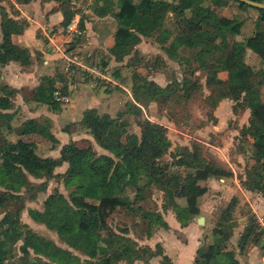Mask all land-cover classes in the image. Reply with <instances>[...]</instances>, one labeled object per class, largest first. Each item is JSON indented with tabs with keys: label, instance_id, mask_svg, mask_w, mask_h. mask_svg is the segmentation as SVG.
Masks as SVG:
<instances>
[{
	"label": "crops",
	"instance_id": "obj_1",
	"mask_svg": "<svg viewBox=\"0 0 264 264\" xmlns=\"http://www.w3.org/2000/svg\"><path fill=\"white\" fill-rule=\"evenodd\" d=\"M227 3L219 7L227 10ZM65 9L73 11L72 17L79 18L81 32L73 34L71 37H67L68 34L64 32L66 25L62 24ZM240 9L236 19L242 21V26L240 33L235 35V39L243 40L245 36L255 32L258 13L253 12L254 9L251 7L248 12H245L246 10L242 8ZM1 10H5L14 20L24 23L20 31L10 34V40L26 51L27 60L24 62L20 59H14L12 53L0 56V146L5 141L16 142L22 140L31 143L36 154L43 158H59L61 147L71 141L75 142L78 147L91 146L97 154L111 155L108 149L97 142L90 128L83 122L85 111L95 109L99 115L108 114L110 117L118 118L122 115L119 119L127 116V114H134L127 109L126 104L131 101L141 108L139 105L140 100L134 98V91L132 90L131 93L127 84L123 81H125L124 77L131 68L139 74L145 67L137 61L132 62V65H130L128 62L130 57L160 55L163 59L162 63L160 62L162 65L159 69H152L151 66L153 65L149 66L150 74H148L149 78H146L153 80L160 86H165L168 82L165 77L168 71L180 66L181 61L178 59L184 56L185 50H192L185 45H179L175 51H167L171 40L176 34L174 28L163 25L171 32L162 41L160 38L163 36L159 29H154L149 34L144 35L136 29L128 27L129 19L122 12L117 0H112L111 4L106 3L104 0H98L88 6L83 4V0H0V22L2 18ZM216 12L230 17L220 12L219 9H216ZM172 15L173 17H171ZM136 16L143 21L150 19L149 15L143 14L139 10L136 11ZM168 17H170L171 22H174L175 17L172 11L167 12L164 22ZM80 22L83 23V27ZM127 29L128 35L125 33ZM78 34L82 36V40L76 42ZM2 41L3 33L0 27V46ZM69 42L71 44L66 46ZM121 45H125L126 48L123 53L116 48ZM63 51L73 58H80L83 63L93 69V72L72 65L65 68L66 62ZM245 54L256 55L250 49H246ZM215 63L218 65L217 77L227 80L229 67L226 64V58H217ZM198 65L203 68L199 63ZM96 71L102 72V77L97 76ZM205 80H207V73ZM55 87H60L63 92L70 95L69 103L57 101L55 104L52 102L53 96L49 101L45 99L47 92L49 93V88H52L53 91ZM156 98L154 97L153 100H157ZM236 100L239 99L230 96H214L211 100L215 102L213 116L209 118L207 114H201L202 120L198 118L199 122L194 124L193 128H190V124L189 126L182 125L181 132L190 139L196 138L198 141L216 147L224 155V151L228 152V148L223 146L226 139L222 136V144L216 141L218 135L221 137L220 133L223 132L224 134L229 132L239 134V131L235 132L237 131L235 128L230 130L228 127L231 118L235 120L238 117L235 115V106L232 103ZM154 105H156L155 101L148 106L149 111L153 109ZM222 106L223 109L228 106L227 115L221 113L220 108ZM249 109L246 111L250 116ZM143 111L145 112L144 107ZM135 113L138 114L139 111ZM27 119L35 120L49 131L54 139L38 131L20 132V125ZM245 123L247 126L249 121ZM246 126L240 124L239 127ZM134 133L137 137L140 136L137 130H134ZM211 136L216 139L203 141V137ZM180 141L186 143L184 139ZM227 162L228 167L231 168V174L228 176L233 181L226 179V176H220L216 179L213 175H208L204 179L207 189L198 197V208L204 214L206 210L210 209V204L214 200L212 198L214 195L212 192L213 184L221 187L226 180L231 181V183L233 182L232 189L234 191L235 183L239 184L236 175L238 166L229 161ZM1 163L2 159L0 157ZM67 167L68 161L62 160L54 166L53 175L47 178L45 176H34L24 170L28 180L36 185L46 180V186L44 188H34L30 193L31 196L25 192L24 187H21L19 191H13L15 194H21L24 197V205L27 208L22 209L19 218L23 223L31 226L33 222L28 213L29 205L27 201H34L36 204L35 209H43V201L52 190L57 189L58 192L67 197L68 195L64 194L67 188L72 190L78 184L88 181L86 174H77L70 177L66 182L63 173ZM217 180L222 183L219 184ZM143 181H145L144 177L140 179V183H143ZM2 190L4 188L0 186V191ZM181 210L182 213L180 214L179 211ZM157 211L160 212L162 219L168 226L164 227L156 224L152 227L150 233L134 237L138 245L148 246L155 250L159 249L155 252L160 253L156 260L152 259L154 257L153 252L152 257L145 261L150 264H160L161 255L164 253L170 257L174 264H198L195 262L196 249L203 244L202 238L205 229L198 225L197 217L192 216L190 218L186 216L184 219L181 216L184 212L182 204L165 206L164 208L159 207ZM4 212V207L0 206V218ZM130 232L131 237L136 236L132 231ZM235 237L236 234L231 237L226 249L216 255L217 263L262 264L259 262L257 250L254 247L251 246L247 250L239 252L238 245L233 242ZM213 240H216L215 236ZM123 261L128 262L127 260Z\"/></svg>",
	"mask_w": 264,
	"mask_h": 264
},
{
	"label": "trees",
	"instance_id": "obj_2",
	"mask_svg": "<svg viewBox=\"0 0 264 264\" xmlns=\"http://www.w3.org/2000/svg\"><path fill=\"white\" fill-rule=\"evenodd\" d=\"M106 3H112V0H104ZM228 0H117V4L122 8V12L129 19L130 28L147 35L154 29H159L160 38L168 37L170 30L164 28V19L168 11L174 13L175 36L171 40L168 52L175 51L179 45H185L192 49V59L206 69V85L215 89V96H230L234 99H242V103L250 108V119L248 125L244 128L245 133L251 134L254 140L256 165L253 173L258 171L259 178H264V115L259 110L261 98L254 91L253 75L254 70L245 62L244 55L246 49L254 51L264 63V31L259 28V23H264V9L250 6L238 0V6L242 9L254 8L258 11L255 23V32L245 36L243 40L232 38V35H238L242 26V21L236 18H230L219 15L209 3L214 5H224ZM264 1V0H258ZM209 2V3H208ZM208 3V4H207ZM139 10L143 14L150 16L149 20L143 21L136 16ZM2 18L0 22L3 33V41L0 46V56L12 53L14 59H20L26 62V51L10 40L12 32L20 31L24 23L14 20L8 13L1 10ZM73 15V11L64 10L62 24L66 25ZM83 27V23L80 22ZM128 35V29H127ZM244 36V34H243ZM231 38V40L229 39ZM119 52L123 53L125 45L117 46ZM172 54V53H171ZM214 56V62L217 58H226L229 67L227 80L217 77L218 65L211 63V57ZM141 78L139 83L143 94L147 99H152L164 94L171 85L160 86L153 80L141 77L135 74V77ZM137 80V79H136ZM186 81L183 78V82ZM185 83V82H184ZM193 85L194 82H191ZM223 90H220L219 88ZM47 92V101L52 99V88ZM133 96L136 100H142L139 94L133 89ZM53 103H57L52 99ZM215 102L212 101V104ZM130 108L139 107L134 103H127ZM133 110V109H131ZM137 112V111H136ZM257 119H261L262 125L256 126ZM83 122L90 128L94 137L104 148L108 149L111 155L97 154L91 146L78 147L71 141L61 147L59 158H43L36 154L31 143L18 140L16 142L5 141L0 146V186L4 190L0 191V206L4 207L5 212L0 218V250L7 248L10 250L9 242L13 237V232L19 233L18 208L16 210L9 207L12 200L24 202L21 194H15L13 191H19L24 187L25 192L30 195L34 188H44L46 180L36 185L27 179V171L34 176L50 177L53 175V168L62 160L68 161V167L63 173L65 181L77 174H86L88 181L78 184L70 191L68 197L58 191L50 193L43 201L42 215H47L46 224L53 228L69 246L80 250L89 257L103 256L106 263L113 264L118 260H133L141 257L136 247V241L125 235V230L118 233L109 228L106 221L110 212L118 206H130L129 201L122 197L128 186L142 187L144 183L153 181L161 182V178L156 175V158L161 156L170 146V140L166 135L155 137L152 131L154 125L146 123L148 131H141L139 137L133 135L136 139L130 145L124 144L120 140L124 129H119L118 117H110L108 114L99 115L95 109H88L84 113ZM143 127V126H142ZM114 128H118L115 134H112ZM143 129V128H142ZM20 132L38 131L50 138L53 135L39 125L33 119H27L19 127ZM54 139V138H53ZM138 152V153H137ZM146 155L147 160L144 164L140 162L141 156ZM117 159V160H116ZM179 163L183 164V161ZM209 165V166H208ZM208 170L203 168L197 171V177L205 179L208 175L221 176L229 175V172L218 169L213 164H206ZM150 167V169H146ZM214 167V168H213ZM165 168V167H164ZM262 170V172H261ZM163 175L170 179H179L173 174L169 176L166 171ZM144 177L145 181L140 183ZM185 179L186 185L177 192L169 190V196L173 200L172 205H177L175 196L185 197V204L189 214H197L198 201L197 196L201 195L205 189L195 186V179ZM180 180V179H179ZM181 181V180H180ZM197 181V179H196ZM259 182V180H258ZM195 190V191H194ZM21 202V203H22ZM19 207V206H18ZM57 213L53 220H49V214ZM33 213V212H32ZM148 218V223L159 224L167 227V223L162 219L160 212H144ZM34 215V214H33ZM35 216V215H34ZM150 221V222H149ZM216 228V227H215ZM152 229V226L151 228ZM107 230V231H105ZM106 232V233H104ZM216 234V241L200 245L196 249L195 262L218 264L216 255L224 251L227 247L228 232L221 228L213 230ZM30 234L26 236L21 244L23 253L21 260L12 264H64L62 262H42L38 256L30 259V249L34 253L52 254L56 252L55 243L45 238L35 239ZM245 236L238 241L240 250L244 246ZM111 248V251H110ZM137 249V248H136ZM109 250V251H108ZM153 253V252H152ZM9 252L6 253V256ZM6 256H0V264H3ZM160 264H174L170 257L164 253L161 255Z\"/></svg>",
	"mask_w": 264,
	"mask_h": 264
},
{
	"label": "rangeland",
	"instance_id": "obj_3",
	"mask_svg": "<svg viewBox=\"0 0 264 264\" xmlns=\"http://www.w3.org/2000/svg\"><path fill=\"white\" fill-rule=\"evenodd\" d=\"M209 4L214 10L219 9L220 12H223L232 18H236L239 15V10H241L237 6V3L232 0H228L226 6L227 10L223 9V7H219L218 5H214L212 3ZM249 8L244 9L246 10L245 12H248L250 10ZM254 10L252 11L258 13L256 9ZM171 17H173V15ZM169 18L170 17L166 18L164 26L174 28V22H171ZM259 28L264 31L263 22L259 23ZM232 38H235V36L232 35ZM229 39L231 40V38ZM76 40V42L81 41L82 36L78 34ZM68 44H71V42L67 43L66 46ZM183 55V57L178 59L181 61L179 63L180 66H177L178 68L176 69H172V71H168L166 74L165 77L166 80H168L166 85L169 84L171 86L167 88L164 94L157 96V100H153V98L149 100L143 94L142 88L139 85L142 80L138 76L135 77V74L138 72L131 68L124 77L125 81L123 82L127 84L131 93L133 89L138 94L140 92L142 100H140L139 105L141 108L139 109V113L136 114L135 112L138 111L137 108H130L127 105V109L134 114H127V116L119 119L122 116L121 115L118 118L119 129L114 128L115 130L112 131V134H115L117 129H124V132L120 136V140L124 144L130 145L136 139L133 136L136 135L134 130H137L140 134L141 131H148L149 129L146 123L149 122L154 125L152 130L154 132V136L161 137L162 135H166L170 140V146L161 156L155 160L156 169H154V172L161 178V182H146L142 184V187L139 188L128 186L126 188L125 194H123L122 197L125 201L130 202V206H118L114 211L110 212L106 218V221L109 225V228L118 233H121V231L125 230V235L131 237L129 233L132 231L136 235L131 237L132 239L139 235L150 233L151 226L154 227L156 224L151 223L150 225L148 223V218L144 216V212H154L157 211L159 207L164 208L165 206H171L173 200L168 194L169 190L171 189V192L175 193L186 185V183L181 185V181L179 179H170L167 177L168 175L164 176L163 171H166V168H164V163H168V167L170 169L179 170L182 174L181 180L185 181L184 178L188 180L194 178L195 186H197V188L202 187L207 189L203 178H195L197 176V171L202 170L203 168L208 170L206 166L208 163L215 165L218 169L229 172L230 175L231 168H229L227 165V161H229L233 165L238 166L236 169V175L239 184L234 182L236 185L235 191L232 189L233 182L231 183V181L228 182L226 180V182L223 183L224 185L221 187H217L216 184H213L212 192L214 195L212 198L214 200L210 204V209L206 210V213L204 214L201 212L200 208H198V213L193 214V216H204V221L198 222V225L205 229V233L202 238L204 245L215 242L216 240L214 241L213 238L215 236V239H217V236L214 234L213 230L216 228H221L224 232H228L227 243H230L231 237L236 234L233 242H236L238 245V241L245 236L244 246L241 250H239V252L247 250L252 246L255 248V250H257L259 262L264 264V178L261 179L258 177V171L253 173L254 167L256 165L254 138L251 136V134L244 132L245 127H239L240 124L246 126L245 122L249 121L250 116L248 115V111H246L249 108H247L245 104L242 103V99L232 102L233 106H235V115L238 117L235 118V120L231 118L229 121L230 126L228 124V127L230 130L235 128L237 130L235 132L239 131V134L237 135L233 132L224 134L223 132L220 133L221 137L218 135L216 141L217 143L221 142L222 144V136L226 139V143L223 144V146L228 148V152L224 151V155L220 153L219 149L210 144L198 141L196 138L190 139V137H186L181 132L182 125L186 124L189 126L190 124V128H193V125L199 122L198 118L201 119V114H207L209 118L210 116H213L212 112L214 109V104H212L211 100L215 96L217 87L212 90L210 86L206 85V69L200 68L198 61L195 59L192 60L193 53L191 50H185ZM210 59L211 63L216 65L214 62L215 57L212 56ZM244 60L254 70L253 89L261 98L259 110L264 115V63L257 54H245ZM135 61L141 63V65L145 67L143 70H141V72H139V75L141 77L145 76L149 78V66L153 65L151 66L152 69H159L162 65L161 61H163V59L160 55H145L144 57H130L128 60L130 65H132V62ZM183 78L186 79V81H184L185 83L183 82ZM191 82H194V84L192 85ZM219 89L223 90L221 87ZM154 101L156 102V105H154L153 109L149 111L148 106L151 103H154ZM141 105L144 107L145 112L143 111V107ZM223 108V106L220 108L221 113L227 115L228 106L226 109ZM232 110L234 109L232 108ZM256 124H259L256 126H261V119H257ZM183 139L186 142L185 144L181 143L180 141ZM212 139L216 138L212 136L203 137V141H211ZM146 160V155L141 156L140 162H142V164H144ZM180 161H183L184 163L181 164L179 163ZM146 169L149 170L150 167H147ZM170 175L173 176V174H169V176ZM221 176H226V179L232 180L228 175ZM215 177L218 179L220 176L216 175ZM217 182L219 184L222 183L219 180H217ZM72 190L67 188L66 193L64 194L69 195L70 191ZM54 191L56 192L58 190H52V192ZM199 196H197V201L199 200ZM174 200L178 202L177 205L182 204L184 206V212L181 216L184 219L186 216L192 218V215L189 214L188 208L185 207V197L175 196ZM21 202V200H12L9 203V207L11 209L16 210L18 208L19 218L22 209L27 208L24 205L25 202ZM27 202L29 205L28 213L33 219V222L31 226H29L19 219L21 222V225H19L21 232L19 235L18 233L13 232L12 240L9 242L10 250L7 248L0 250L1 257L6 256V253L9 252V255L4 258L3 264H12L13 262H18L21 260L22 257L20 256L23 255L21 251V244L26 236V233L30 234L29 236L37 240L42 237L45 238V240H51L57 247L56 252L49 255L34 253L30 249V259L36 258V256H38L39 260L47 263L62 262L64 264H108L102 255L92 258L82 253L80 250L69 246L61 237H59L58 233L53 228H50L46 224L45 221L47 219V215H42L41 212L43 209H35L36 204L34 201L30 200ZM32 206H34V208H32ZM179 212L181 214L182 210ZM56 214L57 213L54 212L49 214V220H53L56 217ZM0 237H3L1 233ZM262 240L263 243L261 244ZM134 249L138 251L139 254H141V257L134 258L135 261H133L134 259L131 260L130 258L127 260L128 262L123 261L124 259H122V261L119 260L113 264H144L143 262L146 259L152 257V252H154V257L152 258L153 260H156L160 254L155 253L159 249H151L148 246L138 245V243ZM147 262L148 261H145V264L149 263Z\"/></svg>",
	"mask_w": 264,
	"mask_h": 264
},
{
	"label": "built area",
	"instance_id": "obj_4",
	"mask_svg": "<svg viewBox=\"0 0 264 264\" xmlns=\"http://www.w3.org/2000/svg\"><path fill=\"white\" fill-rule=\"evenodd\" d=\"M97 1L98 0H83V4L88 6ZM78 19H79L78 17H71L68 23L66 24L64 28V32L65 34L66 33L68 34L67 37H71V35L81 32ZM63 55H64L65 62H66L65 68H68L69 66L72 65V66L83 68V69L89 70L90 72H93V69L89 68L85 63H83V61L80 58H73L67 53H65L64 51H63ZM95 74L97 76L102 77V72L100 71H96ZM52 96L54 100L59 101L61 103H69L71 99L70 95L63 92L60 87H55L53 89Z\"/></svg>",
	"mask_w": 264,
	"mask_h": 264
},
{
	"label": "water",
	"instance_id": "obj_5",
	"mask_svg": "<svg viewBox=\"0 0 264 264\" xmlns=\"http://www.w3.org/2000/svg\"><path fill=\"white\" fill-rule=\"evenodd\" d=\"M241 1L243 3L249 4L250 6L253 7H257V8H263L264 9V1H258V0H238ZM164 167L166 168V172L168 174H174L176 175L180 180L182 179V174L179 170L177 169H170L168 167V163H164ZM184 181L181 180V185H184ZM204 221V216L203 215H199L197 217V222H203ZM263 243V240L261 241V244Z\"/></svg>",
	"mask_w": 264,
	"mask_h": 264
}]
</instances>
